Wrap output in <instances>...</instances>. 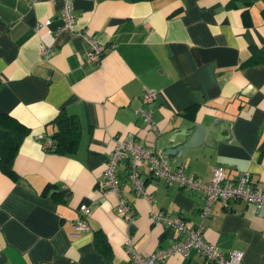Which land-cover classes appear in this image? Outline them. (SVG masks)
<instances>
[{"label":"crops","instance_id":"crops-1","mask_svg":"<svg viewBox=\"0 0 264 264\" xmlns=\"http://www.w3.org/2000/svg\"><path fill=\"white\" fill-rule=\"evenodd\" d=\"M61 6L0 0V111L29 130L14 159L18 179L0 168V264H129V246L147 256L183 239L153 213L200 221L203 195L144 165L147 198L132 190L125 163L118 194L100 191L116 138L162 153L177 132L200 125L179 164L185 173L208 180L212 167L231 177L248 171L264 186V0H73L70 30ZM81 32L104 44L98 63L87 61ZM146 92L155 98L145 102ZM60 111L81 126L66 155L39 139L57 130ZM119 197L130 219L118 213ZM81 206L90 208L88 228L75 234ZM203 234L226 252L242 250L240 264H264V208L216 202ZM163 264L210 263L191 251Z\"/></svg>","mask_w":264,"mask_h":264},{"label":"built area","instance_id":"built-area-1","mask_svg":"<svg viewBox=\"0 0 264 264\" xmlns=\"http://www.w3.org/2000/svg\"><path fill=\"white\" fill-rule=\"evenodd\" d=\"M55 1V0H51ZM60 18L63 22L62 29L70 30L75 21L73 12V0H61ZM81 36L88 44L87 61L98 63L104 54L105 46L98 39L81 32ZM46 55L52 54V49L42 47ZM155 92H146L143 100L151 101L155 98ZM146 120H150V114L141 111ZM39 139L44 146L50 145V139L43 134ZM127 164V179L136 195L148 197V192L141 176V168L144 165L150 176L164 180L167 184L176 183L182 188L197 191L203 195L204 204L199 212L200 221L195 226H187L184 220L178 216H172L165 212H155L152 219L162 222L166 227L183 236L182 240L175 241L165 250H157L150 255L143 256L135 250L130 249L129 264H163L167 257L172 254L187 256L191 251L202 257L210 264H240L243 256L242 250L234 249L229 252L222 250L207 241L204 237L205 219L212 216L213 206L216 202L242 201L252 205L256 210L264 208V186L257 187L248 171H239L233 177L229 176L223 167H212L208 180L198 176L185 173L180 166L173 168L171 160L156 151L154 148L146 147L136 141L133 137L125 136L115 139V145L109 152L104 164L102 176L98 182L100 191L119 192L120 179L117 173L120 164ZM81 216L75 222L76 233L88 228L85 216L90 214V208L80 207ZM117 211L122 216L129 218L130 206L119 197ZM129 243V242H128Z\"/></svg>","mask_w":264,"mask_h":264},{"label":"trees","instance_id":"trees-1","mask_svg":"<svg viewBox=\"0 0 264 264\" xmlns=\"http://www.w3.org/2000/svg\"><path fill=\"white\" fill-rule=\"evenodd\" d=\"M196 106H192L186 112L187 116H193ZM53 123L57 130L50 136V145L45 146L46 151L66 155L74 153L78 147L81 126L74 115H69L65 111H60ZM28 128L18 122L11 115L0 111V168L12 179H18L14 170V159L23 138L28 134ZM44 141V140H42ZM56 185L48 184L46 189H51Z\"/></svg>","mask_w":264,"mask_h":264},{"label":"water","instance_id":"water-1","mask_svg":"<svg viewBox=\"0 0 264 264\" xmlns=\"http://www.w3.org/2000/svg\"><path fill=\"white\" fill-rule=\"evenodd\" d=\"M202 129V126L195 125L192 128L181 130L172 136L169 145L162 152L173 163V168L179 166L182 158L185 156L188 149L197 146V137Z\"/></svg>","mask_w":264,"mask_h":264}]
</instances>
